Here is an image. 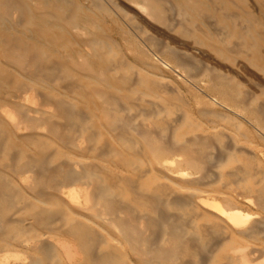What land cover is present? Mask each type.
Here are the masks:
<instances>
[{
    "label": "bare ground",
    "instance_id": "6f19581e",
    "mask_svg": "<svg viewBox=\"0 0 264 264\" xmlns=\"http://www.w3.org/2000/svg\"><path fill=\"white\" fill-rule=\"evenodd\" d=\"M105 1L0 0V264H264V0Z\"/></svg>",
    "mask_w": 264,
    "mask_h": 264
},
{
    "label": "rangeland",
    "instance_id": "374dc122",
    "mask_svg": "<svg viewBox=\"0 0 264 264\" xmlns=\"http://www.w3.org/2000/svg\"><path fill=\"white\" fill-rule=\"evenodd\" d=\"M63 2H68V3H73L72 5H70V9L72 10L75 5H80L82 6L83 8H88V7H91L95 12H100V9H102L103 5L106 4L105 6L108 5V3L105 1V0H60ZM116 1H120V2H129L128 0H116ZM126 2V3H127ZM104 3V4H103ZM111 3V2H110ZM61 4V3H60ZM103 4V5H102ZM109 6V5H108ZM10 7V8H9ZM4 8V10H3ZM8 12H7V10ZM13 8V9H12ZM2 11H6L7 15L8 16H12L13 15V11H14V7L12 5H6V7H2L1 8ZM255 11V15L258 17V19H264V16L261 14V12L259 13V11L257 9L254 10ZM11 14H10V13ZM109 11H103V13L100 15L101 16V19H102V26L105 28V34H107V36L110 35V37L112 39H114L115 42H117V46L120 50H123L124 53L126 54V56L130 59H133L135 58V54L134 52H132V48H137V44L135 43V41L133 39H131L129 37V34L123 29L122 27V24L117 22V20L113 19L114 16L110 13ZM70 13H68L67 16H69ZM106 17V18H105ZM256 19V18H255ZM105 21V22H104ZM107 21V22H106ZM121 24V25H120ZM168 24V23H167ZM121 26V27H120ZM119 27V28H118ZM261 27H264L261 25ZM164 28L166 29H170L169 28V25L168 26H165ZM96 30V29H95ZM263 30V28H262ZM114 34V35H113ZM88 36L90 35H86L84 34V38H82L83 36L82 35H78V39L79 40H85ZM82 38V39H81ZM119 40V41H118ZM121 42V43H120ZM132 43H133V46H132ZM124 44V45H123ZM135 46V47H134ZM123 48V49H122ZM129 48V49H128ZM130 50V51H129ZM163 51V50H162ZM133 53V54H132ZM164 54H160L161 57H163L164 59H166L167 62L169 63H173V61H175L171 55H169L168 53H165L163 52ZM129 54H132V55H129ZM169 57V59H168ZM173 59V60H171ZM192 62L194 63V69H193V73L194 76H197L200 77L201 76V72L203 71V69L206 67V65L202 62H196L195 60L192 59ZM200 66V67H199ZM201 68V69H200ZM197 73H195V72ZM247 71H245V73H247ZM248 76L247 77H253L255 76V74L257 75L258 73L256 72H252V71H249V73H247ZM200 75V76H199ZM183 90L186 92V98L189 100L190 99V102H191V105L193 107H195V110H197V106H196V102H195V95L194 92L192 91H189L185 86H183ZM189 95H192V96H189ZM193 99V100H192ZM193 101V102H192ZM192 107V108H193Z\"/></svg>",
    "mask_w": 264,
    "mask_h": 264
}]
</instances>
